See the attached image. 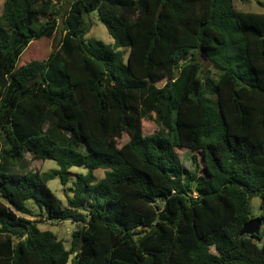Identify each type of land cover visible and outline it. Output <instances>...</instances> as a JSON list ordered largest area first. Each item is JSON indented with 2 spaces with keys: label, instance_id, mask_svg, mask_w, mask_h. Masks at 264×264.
Returning a JSON list of instances; mask_svg holds the SVG:
<instances>
[{
  "label": "trees",
  "instance_id": "16d2710c",
  "mask_svg": "<svg viewBox=\"0 0 264 264\" xmlns=\"http://www.w3.org/2000/svg\"><path fill=\"white\" fill-rule=\"evenodd\" d=\"M90 14L113 44L86 40ZM65 15L59 48L27 63L60 10L5 0L0 15V264H264V14L234 0H74ZM28 154L57 169L17 172ZM72 168L86 173L65 206L49 182L66 187ZM253 197L263 227L241 237ZM29 200L76 225L70 249L26 218Z\"/></svg>",
  "mask_w": 264,
  "mask_h": 264
},
{
  "label": "rangeland",
  "instance_id": "374dc122",
  "mask_svg": "<svg viewBox=\"0 0 264 264\" xmlns=\"http://www.w3.org/2000/svg\"><path fill=\"white\" fill-rule=\"evenodd\" d=\"M52 1L55 5V9L60 10L61 12V16L58 18L60 31L51 38L42 39L40 41L31 43L28 48L24 51L23 58L26 63L32 59L46 60L54 50L59 48L62 42L64 34L61 32V29L65 27V13L71 8V5L74 0ZM4 2L5 0H0V15L3 12ZM234 6L238 11L264 14V0H234ZM84 20V31L85 33H87L85 35L87 41L99 40L103 41L106 44L114 43V40L109 35L106 27L97 19L96 14L85 15ZM41 21H44V19L39 18L37 20V23L34 24L37 26L38 23H40ZM199 60L205 66V74L207 75V77L214 78V74L211 72L212 66L209 61H203L200 57ZM164 85L165 81L158 84L159 87H163ZM158 129L159 127L154 123L153 120L145 121V133L147 135L152 134ZM126 142V138L118 141L119 145H123ZM178 153L186 170L193 172L195 168L192 161L193 153L187 150H178ZM54 169H57L56 162L35 160L30 154L26 155L24 159L15 163V170L19 173H25L28 171L46 173ZM70 172L72 173V177L66 187L61 185V182L58 178L49 182V187L54 192V194L63 201L65 206L67 205V196H72V194L69 192V189L72 188L74 182L77 181L76 175L85 174L86 170L82 168H72ZM95 175L98 179H102L105 176V172L103 170H97L95 172ZM250 204L254 218L261 217L263 211L260 208V198L253 197L250 200ZM26 206L31 210L32 214L34 215V218L26 216L27 219L36 221L40 230L52 232L58 238V240L64 243L65 247H67L68 249L71 248L72 234L76 230L75 224H73L71 221L51 222L46 220L45 217L40 216L41 209L37 205H35L32 200L27 201ZM262 235L263 240L258 242V245L261 248H264L263 232Z\"/></svg>",
  "mask_w": 264,
  "mask_h": 264
},
{
  "label": "water",
  "instance_id": "95a60500",
  "mask_svg": "<svg viewBox=\"0 0 264 264\" xmlns=\"http://www.w3.org/2000/svg\"><path fill=\"white\" fill-rule=\"evenodd\" d=\"M201 59L203 61L207 60L206 54L203 51L201 54ZM262 227H263V220L260 217L251 219L246 224H244V226L242 227L240 231V236L241 237L243 236L256 237L260 234ZM76 255L77 253H74L69 256L68 264H71L72 260L74 259Z\"/></svg>",
  "mask_w": 264,
  "mask_h": 264
}]
</instances>
